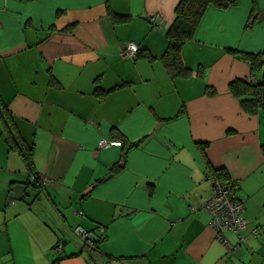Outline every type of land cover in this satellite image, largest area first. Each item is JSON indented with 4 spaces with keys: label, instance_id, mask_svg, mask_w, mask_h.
<instances>
[{
    "label": "crops",
    "instance_id": "1",
    "mask_svg": "<svg viewBox=\"0 0 264 264\" xmlns=\"http://www.w3.org/2000/svg\"><path fill=\"white\" fill-rule=\"evenodd\" d=\"M178 2L0 0V108L49 180L33 185L0 116V264H264V108L230 90L249 81L243 54L264 52V0L250 26L252 0L208 6L180 47L190 74L171 77ZM130 41L141 52L123 57ZM211 169L243 200L233 251L204 207Z\"/></svg>",
    "mask_w": 264,
    "mask_h": 264
},
{
    "label": "trees",
    "instance_id": "2",
    "mask_svg": "<svg viewBox=\"0 0 264 264\" xmlns=\"http://www.w3.org/2000/svg\"><path fill=\"white\" fill-rule=\"evenodd\" d=\"M238 0H179L174 10V20L168 27L165 34L168 39V45L165 52L162 54L161 59L165 68L167 69L171 77L183 76L187 77L190 74V69L184 65L180 57V47L182 43L188 39H191L198 24L203 16L205 9L208 6H213L220 9H226L228 7L236 6ZM258 8L255 0H252V7L247 21V26H250L252 22L258 16ZM119 20L125 19L121 16ZM140 50L137 55L140 54ZM264 52L259 53H245L243 58L248 62L250 72L255 74L261 68L262 72L256 82L246 80H236L230 84V90L235 95L240 97L241 107L247 112H255L259 108H264V62L262 61V55ZM98 93H101L98 91ZM207 93H211L208 88ZM1 107V106H0ZM0 116L8 130V136L6 138L7 147L10 149L16 148L20 154L25 167L33 177V185L37 187H43L40 182L38 174L35 172L32 162L33 146L31 144H25L19 141L13 134V127L9 122V117L5 116L0 108ZM116 137L119 139V143L126 149L136 145V143L128 142L121 134L117 133ZM205 145V144H204ZM203 145V147H204ZM207 172H213L222 180H227L223 170H207ZM206 175V174H205ZM230 181V180H229ZM236 191V186L233 181H230ZM96 237V238H95ZM93 237L94 244L99 243L103 236L95 235ZM86 243V242H85ZM87 244V243H86ZM88 245V244H87ZM89 246V245H88Z\"/></svg>",
    "mask_w": 264,
    "mask_h": 264
},
{
    "label": "built area",
    "instance_id": "3",
    "mask_svg": "<svg viewBox=\"0 0 264 264\" xmlns=\"http://www.w3.org/2000/svg\"><path fill=\"white\" fill-rule=\"evenodd\" d=\"M138 51V44L130 41L121 50V55L123 57H134ZM262 61L264 62V54L262 55ZM249 80L256 82L258 77L251 73ZM108 143L106 140L101 139L99 141V147L105 146ZM205 177L211 184V195L204 202V207L210 216V226L215 231L216 240L225 247L227 252L233 251L238 247L239 243L231 244L226 238L225 232H239L246 227L247 221L242 215L244 209L243 200L236 196L235 188L229 180H222L213 172H207ZM39 179L42 184L49 182L45 176L40 175ZM261 229L264 231V226ZM74 233L83 238L89 246H93L95 242L93 241V237L95 235L92 232L75 228ZM57 250H61L60 243L57 244Z\"/></svg>",
    "mask_w": 264,
    "mask_h": 264
},
{
    "label": "water",
    "instance_id": "4",
    "mask_svg": "<svg viewBox=\"0 0 264 264\" xmlns=\"http://www.w3.org/2000/svg\"><path fill=\"white\" fill-rule=\"evenodd\" d=\"M90 188H88L87 190H85V191H88ZM79 238H81V237H79ZM83 241H85L83 238H81Z\"/></svg>",
    "mask_w": 264,
    "mask_h": 264
},
{
    "label": "bare ground",
    "instance_id": "5",
    "mask_svg": "<svg viewBox=\"0 0 264 264\" xmlns=\"http://www.w3.org/2000/svg\"><path fill=\"white\" fill-rule=\"evenodd\" d=\"M227 238V237H226ZM228 239V238H227ZM229 241V240H228ZM230 242V241H229ZM231 243V242H230ZM231 244H235V243H231Z\"/></svg>",
    "mask_w": 264,
    "mask_h": 264
},
{
    "label": "rangeland",
    "instance_id": "6",
    "mask_svg": "<svg viewBox=\"0 0 264 264\" xmlns=\"http://www.w3.org/2000/svg\"><path fill=\"white\" fill-rule=\"evenodd\" d=\"M76 238H79V236H75Z\"/></svg>",
    "mask_w": 264,
    "mask_h": 264
}]
</instances>
